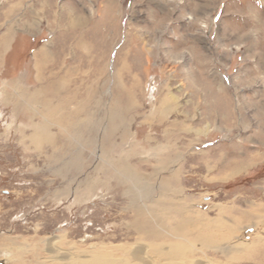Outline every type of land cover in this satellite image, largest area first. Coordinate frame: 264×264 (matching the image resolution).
<instances>
[{"label": "rangeland", "instance_id": "1", "mask_svg": "<svg viewBox=\"0 0 264 264\" xmlns=\"http://www.w3.org/2000/svg\"><path fill=\"white\" fill-rule=\"evenodd\" d=\"M132 258L264 264V0H0V264Z\"/></svg>", "mask_w": 264, "mask_h": 264}, {"label": "bare ground", "instance_id": "2", "mask_svg": "<svg viewBox=\"0 0 264 264\" xmlns=\"http://www.w3.org/2000/svg\"><path fill=\"white\" fill-rule=\"evenodd\" d=\"M53 240V239H52ZM48 242V241H47ZM47 248H48V251L50 252V259L51 260H55V261H61V260H67L68 258L67 257H62V254L58 251V250H56V249H54V240L53 241H50V242H48L47 243ZM167 253V252H166ZM135 255V254H134ZM133 256V255H132ZM132 259H134V258H132ZM74 260V259H73ZM71 261V260H70ZM133 261H136V263H137V261L139 262V263H144V264H150L149 262H147L146 260H144L143 258H135ZM65 262V261H64ZM94 263L95 264H129V263H127L125 260L124 261H113V260H99L98 262H97V260H95L94 261ZM135 263V262H134ZM160 264V263H159Z\"/></svg>", "mask_w": 264, "mask_h": 264}]
</instances>
